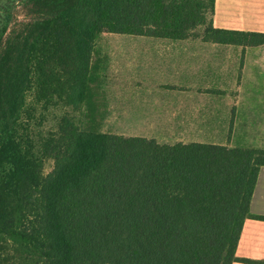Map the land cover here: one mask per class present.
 <instances>
[{
	"label": "trees",
	"instance_id": "16d2710c",
	"mask_svg": "<svg viewBox=\"0 0 264 264\" xmlns=\"http://www.w3.org/2000/svg\"><path fill=\"white\" fill-rule=\"evenodd\" d=\"M214 10L215 0H0V264L239 260L245 220H264L250 213L264 149L86 129L105 118L94 60L104 33L264 45V33L216 28ZM37 106L84 109L85 120L62 116L38 144Z\"/></svg>",
	"mask_w": 264,
	"mask_h": 264
},
{
	"label": "crops",
	"instance_id": "0c3cea01",
	"mask_svg": "<svg viewBox=\"0 0 264 264\" xmlns=\"http://www.w3.org/2000/svg\"><path fill=\"white\" fill-rule=\"evenodd\" d=\"M213 22L219 29L264 33V0H215ZM194 40L193 44L133 46L138 48L128 52L135 55L130 57L131 72H147L150 77L126 81L135 88L125 90L126 117L151 122L127 124L167 125L169 119L179 131L175 144L264 149V45L244 48ZM119 78L116 92L125 82ZM143 87L148 94L136 90ZM132 137L172 143L147 133ZM250 213L264 217V167ZM236 257L239 260L233 264H264V220H245Z\"/></svg>",
	"mask_w": 264,
	"mask_h": 264
},
{
	"label": "rangeland",
	"instance_id": "374dc122",
	"mask_svg": "<svg viewBox=\"0 0 264 264\" xmlns=\"http://www.w3.org/2000/svg\"><path fill=\"white\" fill-rule=\"evenodd\" d=\"M207 3V2H206ZM25 19L24 13H20L19 20L23 21ZM207 19H210V13L207 15ZM203 31L202 28L200 30ZM153 38L149 37H136L131 35H119V34H111L104 33L102 34L96 43V55L95 59L99 60V91L103 95L98 99V103L102 107L100 110L99 107L97 109V113H105V118L102 124H98V126L90 125L86 127V129L99 131L101 133H111L118 135H127L132 136V134H146L151 136H160L164 138V142H168L171 144H175L173 142L176 141L177 133L179 131L176 130V126H174L173 122L167 119V125L159 124H151V125H128V121L142 123L145 122L149 124L151 120L146 119L141 121L140 119H129L126 117V106L127 101L124 100L125 90L131 88L134 90L131 85H129L126 81L132 83L133 81H139L144 76L150 77L147 72L136 71L131 72V69H134V65L130 66L132 61L130 57H134V54H130L128 52L132 51L133 46H145V45H181V44H193L194 39H190L187 42L178 43L176 41L161 40L159 42H150L154 41ZM158 40V39H155ZM163 41V42H162ZM167 41V42H166ZM180 42V41H179ZM198 42V41H197ZM143 48V47H142ZM140 67H135V69H139ZM120 77V78H119ZM123 79L125 82L121 86V91L116 92L117 90V80ZM138 92L143 94H148L146 92V87L136 88ZM154 90V88L152 89ZM29 102H32V98L29 97ZM113 114H112V112ZM94 113H96L94 108ZM84 109H80L79 111H73L72 108H64L62 106L51 108L49 111H42L41 107L37 106V111L34 115V118L30 120L29 128L30 134L35 139L36 143H42V139H44L48 133L55 132L58 128V123L62 116L70 115L74 121L83 125L85 117H84ZM97 116H100L97 115ZM160 122H165V119H161ZM155 123V121L153 122ZM144 126V127H143ZM139 128H143L145 131H141ZM54 168V162L52 160H48L45 162L44 166V174H49Z\"/></svg>",
	"mask_w": 264,
	"mask_h": 264
}]
</instances>
